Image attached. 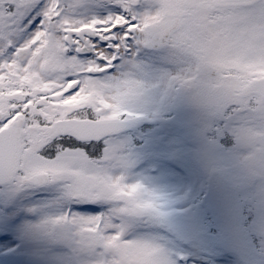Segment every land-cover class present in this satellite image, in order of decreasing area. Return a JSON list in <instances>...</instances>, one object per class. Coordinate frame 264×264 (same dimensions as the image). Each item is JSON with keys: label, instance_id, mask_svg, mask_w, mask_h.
I'll list each match as a JSON object with an SVG mask.
<instances>
[{"label": "snow or ice", "instance_id": "6c2138e0", "mask_svg": "<svg viewBox=\"0 0 264 264\" xmlns=\"http://www.w3.org/2000/svg\"><path fill=\"white\" fill-rule=\"evenodd\" d=\"M229 13L264 0H0V264H264V80L229 75ZM72 154L139 192L33 176Z\"/></svg>", "mask_w": 264, "mask_h": 264}, {"label": "rangeland", "instance_id": "374dc122", "mask_svg": "<svg viewBox=\"0 0 264 264\" xmlns=\"http://www.w3.org/2000/svg\"><path fill=\"white\" fill-rule=\"evenodd\" d=\"M162 2H166V0H162ZM85 11L87 12V10ZM229 16L233 19V24L224 41L223 54L232 59L230 69H238L239 73L236 72L235 76L246 74L251 77L253 74L264 73V69L259 67L261 63H264V22L259 19H251L244 14L229 13ZM77 98L78 96H76ZM101 103L105 102L101 101ZM101 164L102 161H90L82 154H72L71 159L64 161L59 167H35L33 172L45 170L52 176L70 179L75 195H89L100 190H115V194L118 196L128 193L131 198L137 195L138 186L119 184L121 176L112 180L109 173L90 170L100 168ZM47 195V193L37 194L38 197ZM122 254L132 261V264H149L152 255L146 249L129 248L128 246L122 248Z\"/></svg>", "mask_w": 264, "mask_h": 264}, {"label": "water", "instance_id": "95a60500", "mask_svg": "<svg viewBox=\"0 0 264 264\" xmlns=\"http://www.w3.org/2000/svg\"><path fill=\"white\" fill-rule=\"evenodd\" d=\"M260 80H264V78L257 79L252 82V84L257 83ZM67 123L65 120L57 122L55 125H62ZM74 125V130L77 135H79L82 139L88 138H98L100 135L106 134L107 129L105 127L100 126H89L87 124H80L79 122H72ZM36 178L49 177L47 173H38L33 175Z\"/></svg>", "mask_w": 264, "mask_h": 264}, {"label": "flooded vegetation", "instance_id": "af4514ba", "mask_svg": "<svg viewBox=\"0 0 264 264\" xmlns=\"http://www.w3.org/2000/svg\"><path fill=\"white\" fill-rule=\"evenodd\" d=\"M94 39V38H93ZM95 40V39H94ZM92 56H93V54L92 53H88V54H86V57L87 58H92ZM114 64H119L120 63V61H119V59L117 60V61H114L113 62ZM113 70H111V71H108L109 73H111ZM59 85H57V84H55V83H51V84H49V85H46V87H43V88H41L40 90L41 91H44V90H47V89H49L50 87H58ZM73 85L72 84H69V85H67V86H65L64 87V91H67V89L69 88V87H72ZM62 93H56L55 95H57V96H59V95H61ZM77 96H78V98L76 99V96L75 97H70V98H68V100H66V101H50V104H51V106H53V107H56V108H66V109H71V108H73V107H75V106H78L79 104H81L82 102H84L85 100H86V98L87 97H85L84 95H82V94H77ZM45 98H41V100H44ZM38 139H39V137H38Z\"/></svg>", "mask_w": 264, "mask_h": 264}, {"label": "clouds", "instance_id": "9594fccd", "mask_svg": "<svg viewBox=\"0 0 264 264\" xmlns=\"http://www.w3.org/2000/svg\"><path fill=\"white\" fill-rule=\"evenodd\" d=\"M211 42V41H210ZM226 71H228V69H225Z\"/></svg>", "mask_w": 264, "mask_h": 264}]
</instances>
